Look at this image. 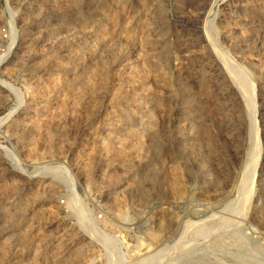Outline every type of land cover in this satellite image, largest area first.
Here are the masks:
<instances>
[{"label": "rangeland", "instance_id": "374dc122", "mask_svg": "<svg viewBox=\"0 0 264 264\" xmlns=\"http://www.w3.org/2000/svg\"><path fill=\"white\" fill-rule=\"evenodd\" d=\"M0 59V264L264 247V0H0Z\"/></svg>", "mask_w": 264, "mask_h": 264}, {"label": "bare ground", "instance_id": "6f19581e", "mask_svg": "<svg viewBox=\"0 0 264 264\" xmlns=\"http://www.w3.org/2000/svg\"><path fill=\"white\" fill-rule=\"evenodd\" d=\"M1 60V59H0ZM224 239V238H223ZM222 239V240H223ZM258 255L252 259V260H246L247 262L245 264H261L260 260H261V256H263L264 259V247L262 246L260 249L257 250ZM250 256V254H249ZM263 261V260H262Z\"/></svg>", "mask_w": 264, "mask_h": 264}, {"label": "built area", "instance_id": "2783aa9c", "mask_svg": "<svg viewBox=\"0 0 264 264\" xmlns=\"http://www.w3.org/2000/svg\"><path fill=\"white\" fill-rule=\"evenodd\" d=\"M98 217L102 218L103 217V213H99Z\"/></svg>", "mask_w": 264, "mask_h": 264}]
</instances>
